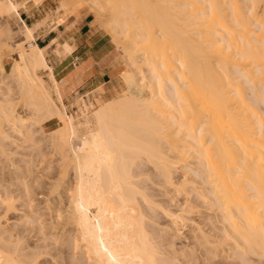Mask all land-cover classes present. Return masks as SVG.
Masks as SVG:
<instances>
[{
	"label": "bare ground",
	"instance_id": "1",
	"mask_svg": "<svg viewBox=\"0 0 264 264\" xmlns=\"http://www.w3.org/2000/svg\"><path fill=\"white\" fill-rule=\"evenodd\" d=\"M65 1L66 0H64L63 2L61 1V3L63 4L59 7V11L65 10V7L67 5V2L64 3ZM95 1L97 0H94L93 2L95 3ZM127 1L128 3H126L125 5L121 4L120 2H117L121 4L119 6L118 4H116V0L114 1L113 5H117L118 7L116 8L117 12L115 11L116 9L114 10V7H112L113 9L112 8L110 9L112 11L114 10L118 15L115 14L113 18L111 17L115 21V23H112V25L113 27L114 25L115 27H117L120 23V25H122L121 28L125 27V29L128 30L126 34L128 33L129 37L127 36L126 42L128 41L129 38L133 42L129 40L127 44L144 43L143 57L142 56L134 57L135 54L133 53L134 54L133 55L131 52L134 49L133 47H135L133 46L134 44H130L133 46L132 47L133 49L132 50L128 49V53H129L128 57L131 58L129 59L130 62L132 61L131 63L129 62L131 65L132 63L134 65L135 62H136L135 65H137V61H139V59L137 60L138 57L144 58L142 59V62L146 61L145 65L147 67L149 66L148 68H150V69L147 68L146 71V72L149 71V74H147L149 78L148 76H146L145 71L142 72L140 71L139 74L141 75L142 73L143 75V76L141 75L142 77H140L138 80H135V82L134 79H132V81H129L128 79L131 80V78L135 76L137 71L135 69V73L134 70L131 71V73L129 72L130 74H132L131 75L132 77L130 78L125 77V78L126 80H128L127 85H129L131 88L130 87L128 88L125 95L123 94L120 97L118 96L119 98L112 101H108V103L106 104L103 103L102 106H99V108L95 110L92 116H87L83 118L84 120L81 123L82 125L81 129H79L78 131L76 130V127L73 125V122L71 125V122L66 120L67 115L65 116L63 112L61 113L59 111L58 107L54 106L52 102L53 100L51 99L52 98L51 86L50 88L47 87L45 82L39 77L37 73V70L40 68H48L51 75L50 77L54 79L53 69L46 61L44 50L39 48L35 44H34L35 46L31 48V50L30 49L27 50L24 46L25 39L28 40V38L32 39L33 37H35L34 36L35 32L33 33V29L27 27L26 24L24 23L26 29L24 33L25 34L24 40L19 41L18 44L15 43V46L12 47L19 51L24 50V53L22 56L18 55V58L15 59L16 62L13 64L12 68L10 69L11 71L8 73L10 75H8L7 77L14 76L20 79L21 91H23L31 100V104H33V109L39 112L37 114H40V112L42 113L44 117L41 116V114L40 116L43 119L47 117L46 119L50 120L52 118L58 117V119H60L63 123L58 128L54 129L51 137H52L53 146L54 148L57 149L56 153L59 152L61 156L64 157V159L65 157H67L68 160L67 159L66 160L72 164L76 174V184L75 186L72 185L73 187L71 190L73 191H71L72 192L71 199L69 198L70 200L69 202H67L69 203V207L65 214L66 215L65 220L67 221V222L65 221V223H67L68 225L69 224L71 225V223L74 224L75 225L74 228H76L75 231L77 232L76 241L75 240H74L75 242L73 241V244H75V246L73 244L72 246L79 248L81 250V251L79 250L80 252H82L80 255L83 256L80 257L81 258L83 257L85 259L86 264H174L175 261H173L172 259H165L166 257L160 256L161 253L163 255V252L160 248V245H158L160 244L158 241L159 240L158 237L159 238L161 237L162 239V236L161 235L156 236V232L154 235L153 233L154 231H156V229L152 231V228L154 222L157 219L160 220L167 219L170 222L169 224L172 223L171 227L174 226V229L175 231H177V233L178 232L181 233L183 231V228L185 227L184 223L186 224L188 220L193 219L192 214L198 212V207H199V205L196 204V202L194 201V198L192 199L187 197L188 194L189 195L191 194L190 190H193V188L191 189L189 187L191 186L190 184L192 183H194L193 185H195L197 188L200 189L203 188L204 196L211 195L212 199H215V202L213 204L215 205V207L218 206V209H220V213L224 218L223 220L229 222L231 226L230 228H234V230L236 231L243 230L245 232L244 234H247L248 239L251 236V239H253V241L257 240L256 239L257 235L255 234V232H258L259 230L263 231L264 229V222H263L264 219L263 221L261 220L264 214L261 215L262 217L258 215L259 212L258 209L264 205L263 204L264 200L261 201L262 197H264V176L263 174L262 176H254L257 175L258 172L260 171L258 167H261L260 165H257L258 163L255 164L257 160L255 161L254 155L257 154H253L254 152L256 153L255 149L253 150V148L256 145H258V143L254 145L255 142L253 141V139L255 140V138L253 137L251 138L249 136V134L252 133L251 131L252 129L251 130L249 129L252 128L253 126L248 127L249 128L248 130L250 131L248 132L249 134H247V130L244 129L247 126H249L245 122V121L249 122L248 118H246L247 120L242 118V120H245L244 122L246 123L244 128L242 127L244 122H241L239 121V119L236 118V117L239 118L240 115L237 116L238 115L237 112H240L242 108L240 111L237 108V110L234 111L236 112V114L233 113V110L235 109L236 105L238 106V104L234 102L236 105L233 107L232 104L234 103L231 102L230 100L235 101L236 94L234 96L233 93L236 92L235 90H237L238 87L235 89L234 85H236L237 83L234 82L235 78L233 74L230 75L231 71H229L230 70L229 64H231L232 62L231 65H233V63L236 62V59L238 58L235 57L237 56L236 54H238V52H235V50L240 51L241 54L242 53L241 50L244 45H246L244 46L246 48L249 47L248 45L250 43H247L248 45L244 44V39H246L245 37H247L248 34L253 33V31L250 30V27H252L253 25L254 27L255 26L257 27V24L258 25L260 24L257 22L258 20L255 23L252 21L253 19L251 20V17H248V15L251 16V14L254 12L252 11L253 8L251 10V7L246 2L244 8H246L247 7L246 5H248L246 9L247 11L245 12L244 10H241L243 9V7L240 6V4L238 3L239 0H126L125 2ZM245 1L249 2V0H244V2ZM5 2L11 8H18L19 7L18 5H20L19 3L16 2V0H5ZM82 2L83 1H81V3ZM98 2L99 1H97L96 4H98ZM205 3H207L206 6L204 5ZM100 4L101 3H99V6ZM227 5H230L229 8L231 7V9L233 10V12L232 11L231 12L233 13V17L236 19V23H234L235 21L234 18L232 22L233 24H237V26L239 27V28L237 27L238 30L240 29L239 31L238 30L236 31V29H234V31L230 30L229 29L230 26L229 27L227 26L228 28H226V26L222 22V19H226V18H227L226 21L228 22L230 21L228 20L229 17L228 14L230 12L227 11V9L225 8ZM183 6H185L184 7L185 9L187 8L186 9L187 14H184L186 12L185 10L182 9ZM225 9L227 12H229L227 14L228 15L227 17L224 14L226 13ZM13 10L14 12H16L15 9ZM177 11H181L179 15L180 14L187 15L184 17L187 18L190 16V19L193 17L194 19H192L191 22L190 19L188 20L187 18L189 23L187 22V20H185L186 22L181 23L182 16L181 17L177 16L178 15ZM231 15L232 14H230V16ZM179 19L181 22L179 21ZM184 19L185 18H183V20ZM249 20H251L252 22L251 21L249 22ZM261 20H263V18H261ZM61 21L62 19H60L58 22ZM193 21H195L196 23L197 22L203 23L200 24L201 25L200 28L199 26L198 28L196 27V32H198L197 31L198 29L200 31L198 32L200 37L198 36L196 37L197 39L200 38V40L195 39V36L191 37V35H189V31H188L190 29L189 27L192 28V25L196 24ZM226 21L225 24L227 23ZM229 24L232 27V24L231 23ZM120 25L118 27H120ZM262 25L263 24L260 25L261 27L260 26L258 27L261 28L260 30H262L263 33L264 25L263 26ZM259 28L256 30H259ZM116 29H114V32H116ZM121 30H124V28ZM227 30L230 32L228 33ZM240 31H242V33H239ZM192 32L194 33L195 31ZM233 33H236L235 36H239L238 34H241L239 36V39L238 37L236 38L238 40L244 38L242 40L243 42L242 45H241V41L240 44L237 45L238 48L235 47V45L239 42L235 43V41L237 40L234 38V36L228 37L230 34L233 35ZM248 38L250 39V37ZM223 41H225V43L229 42L227 47H225L226 44H224ZM254 41L257 42V45H255L254 47L253 44L252 45L250 44L251 46L249 48L250 49L257 48L259 52L262 54L264 52V34L261 33L257 34L256 40ZM7 43L5 44L6 46L0 43V46L3 45L4 46L3 48L6 49V47L8 46ZM8 44L10 45V43ZM240 46H242L241 49H239ZM232 47H235L234 50L230 49ZM244 47H243L244 50L242 57L245 56L244 51L245 53L247 51V49ZM228 49L232 50V52ZM6 50L5 52L8 53L9 51L7 52ZM205 51H207L206 52L207 54L205 53ZM226 51L229 52V55H232L234 52L236 53L233 54L234 58L231 57V59L233 58V60L230 63L229 61H227ZM141 53L143 52L141 51ZM212 53L214 54L216 53L218 57L220 56L219 59L222 60L223 66L226 67V70L225 68L223 69L222 66H218V68L216 69L217 66H214V64H212L213 67L211 66V64L209 65L210 61H212L211 63L214 62L213 59L215 57L218 58L217 56L214 55L212 56L211 55ZM203 55L205 56L211 55V57L209 56V58L207 57L205 58L203 57ZM4 57L3 56L1 57L2 60L4 59ZM248 57L251 56H247V58ZM134 58H136V60ZM216 58L214 60H216ZM244 58L245 60L247 59L246 57ZM206 59H208V61ZM239 60L243 61V59H239ZM239 60L237 61L238 63H236L237 65L241 63V61ZM202 61L203 63L206 62L205 64H207L208 62L207 69L209 67H212V71L210 70V73L211 72L212 73L210 75H208L209 73H207L209 69L207 71L205 64L203 68ZM198 62L199 63L201 62L202 64H199ZM260 63L261 65H258L259 67L262 66L264 62L262 63L261 61ZM257 64H259V62ZM253 65L255 66L256 63ZM24 66L28 67L32 71L34 77L37 78L36 84H32L30 82L29 77L24 72V68H23ZM252 68L254 69V67ZM244 69L245 68H243V70ZM251 70L252 69H250V71ZM261 72L264 71L261 70ZM139 74L137 72V75ZM203 74L207 75V77L203 76ZM257 74L258 73H256V75ZM242 75L243 74H240V77H242ZM136 77L138 76H135L134 78L136 79ZM203 77H205L206 79ZM246 77L248 78V76ZM201 78H203L204 81L206 80L208 81L204 82ZM201 80L204 82L203 84ZM236 81L239 80L237 79ZM233 83L235 84L233 85ZM1 84L2 83L0 81V86L2 87L3 85ZM54 85L52 84V86L55 87L54 90H56L60 94L57 84ZM242 85H244V83ZM134 86H136V88L138 87L140 91L141 90L143 91V88L144 89L146 88V90H148V93L145 92L147 95L144 94L141 96L135 95V93H133V91H135L134 90L135 88L132 91V87ZM1 87L0 90L4 89L3 88L4 86L2 88ZM56 91L55 93H57ZM259 91L260 89L257 91V93ZM260 93L259 95H261ZM7 94L8 93H6V96ZM232 95L235 98V99L233 98L234 100L231 99ZM254 96H256V93ZM58 97H60V95ZM6 98L4 96L0 98V134L1 135L4 132V130L1 129L3 127L1 125L2 121H4L5 119L11 120L10 115L13 116L14 114V112L13 114L10 113L12 112V110L9 109L8 106L6 109L5 105L2 104L8 99ZM229 103L231 105H229ZM230 106H232L234 109ZM8 109L10 110V112L8 111ZM245 109L246 108H244V110ZM249 111L247 113H249ZM256 114L257 112L255 113V115ZM261 114L262 112L259 114V116ZM18 119L19 117L18 118L14 117V119L12 120L14 121V123L17 122L18 124L20 122V121L18 122ZM263 120L264 119H262L261 121ZM252 122H250V124ZM257 124L259 123H256L255 125ZM261 125H264V123H262ZM242 128L244 131L246 130V132L242 130L244 132L242 133L241 131ZM183 132L185 133V136L182 135L181 137H179L180 134H182ZM254 133H257V131ZM244 136L245 138H243ZM247 136H249L250 138L248 137L247 139L246 138ZM262 136L264 139V135L260 134L261 139H259L258 137L259 141H262ZM4 137L7 138V136ZM181 139H182V143L179 142ZM1 140L2 137L0 136V148L2 149L1 146L3 145L2 144L3 141ZM245 140L247 141L250 140L249 141L250 143L246 141L244 147L248 148L249 146L248 149L252 148V150L249 151H254V152L251 154H247L249 153V151L245 152L248 158L244 154L243 156L246 159L241 160L239 158V154H240L239 148L241 147V145H243L242 143H244ZM188 141L192 142V144L194 143L196 148L195 151L197 150L195 153L192 145L189 144L190 148L192 147L191 149L193 150L191 153L203 156L201 157V159L202 158L203 159L199 161L200 163L203 161L201 164L202 171L200 172V174L196 173L195 176H192L191 178L184 176V179L181 178L182 179L181 180L180 178L179 179L176 178L174 174L176 170H179L180 167L183 166L181 165V163L186 159V158H182L184 155L182 150L185 149L184 148L186 146L185 144ZM183 142L185 143L183 144ZM251 142H253V144ZM249 144L251 145V147ZM209 146H211L213 150L214 149L215 151L217 150L216 154L218 156L215 154L214 157L213 156L214 152L213 153L211 152L212 156L211 154H209V151L212 150L210 149ZM188 147H186V149ZM257 147H259V145ZM3 152L5 151L3 150ZM188 152H189V148H188ZM61 156L60 158H62ZM188 156L189 155H187V157ZM200 156L197 157L199 160H200ZM241 165L242 167H244V169H247L245 170L246 171L245 174L248 177L244 176L247 178L246 182H248L249 185L251 183L252 185L250 186H253L254 188L257 189V191L255 190L256 191L255 193H258V195H255L256 198L257 199L261 198L258 201L259 202L258 203L259 205L257 204L258 206H256L257 202L255 201L256 200L255 196H253L254 199H252L253 197H249L248 196L249 190H246V188H244L245 186L242 183L243 181L241 182L243 178V176H239L242 168L240 167ZM149 171H153L152 172L153 174L151 173V176L150 173L145 174ZM248 174L249 175L252 174L253 176L252 175L249 176ZM143 175H146L147 177ZM63 178H64V174H63ZM65 179L62 182H65ZM57 181H59V179ZM241 183L244 187L241 185ZM59 185L62 186V183ZM249 185L247 187L248 189L249 188L251 189L252 187H249ZM54 186L53 188L55 189ZM187 188L190 190H186ZM56 190L57 189L55 190L52 189L53 192L54 191L56 192ZM203 191L201 192L202 194H200L202 196H203ZM53 192H51V194H54ZM57 193L59 194V191ZM252 194L254 195V192ZM9 195L6 196L8 197ZM185 195H187L186 198ZM6 196H4L5 197L4 199H2V204L4 201L3 206H5V208L4 211L2 209L3 214L2 213L0 214L1 216L3 215L2 216L3 218L2 217L0 218V264H49V263L52 264V262L55 263L57 258L55 259V257L53 258L51 257V259H48L49 258L48 256L49 255L51 256V254L46 255V253L48 254V252L50 251L45 252L44 251L45 247H43L42 249L43 251L41 252L39 251V253L35 252L36 248L34 249V251L31 252L29 251L30 248L28 249V246L30 245H27L23 241V243L27 245L26 246L21 242L23 240L24 234L21 238L22 240L19 237L20 235L19 236L16 235L18 237H15V233H13L14 228L12 227L11 229V227L8 225L9 221H11L9 220L10 216L8 217V215L13 212V209H17L15 203L13 204V202L11 201L12 199L14 201L16 199L12 197L10 200ZM28 205L30 204L28 203ZM48 208L51 207L48 206ZM58 213L60 212L58 211ZM149 218L152 220H150ZM153 218H155L156 220L154 221ZM150 221H152V224L150 223ZM54 225L53 226L56 227L57 224ZM187 226L188 225H186V227ZM59 227L60 226L58 225L56 228L58 229ZM63 227L64 226H62V228ZM50 229L51 231H53L52 228ZM161 231L159 232L161 233ZM164 232L168 233L166 230ZM169 233H171V231H169ZM57 235H59L60 237V233ZM162 241H165V239L163 238L160 242ZM167 243L169 244V242ZM161 247L163 248V246ZM172 247L173 246H171V248ZM158 248L161 251H159ZM39 249L41 250V247ZM170 251L167 252L169 254H165V255H172ZM52 255L54 254L52 253ZM80 257L79 259H77L79 260V264L84 260V259L80 260ZM169 257L170 256H168V258ZM171 257L174 258L173 256ZM178 257H176V260L178 259ZM190 257H192V255ZM193 258L192 259L189 258L187 263L191 264L192 260L194 261ZM181 262L183 261H180V263ZM177 263H179L178 260Z\"/></svg>",
	"mask_w": 264,
	"mask_h": 264
},
{
	"label": "rangeland",
	"instance_id": "2",
	"mask_svg": "<svg viewBox=\"0 0 264 264\" xmlns=\"http://www.w3.org/2000/svg\"><path fill=\"white\" fill-rule=\"evenodd\" d=\"M61 1L63 2L64 0H52L54 9H56L57 11H59L58 10V7H60L63 4V3H61ZM81 1H83V2L81 3ZM93 1L94 0H66L64 2V3L67 2V5L65 7V10H61V11H63L64 14H69V13H72V12L77 11L81 7H85V8L89 9L90 11H92L95 14L96 19L99 22V24L107 32H109V34L111 35V37L113 39V42H114V45H115V49H116V54H117V57H118V61H119V64H121V67H120L121 68V72L115 78L113 87L110 90H107L105 88H99L97 91H92V92L91 91H82L80 93L74 94L66 102H64L62 100L61 93L59 94L56 90H54V88H55L54 87L55 86L54 84H56V81L54 79H52L55 82V83L53 82V85L54 86H51V89H52V92L51 93L52 94L51 93L50 94L52 95L51 96L52 97L51 99L53 100L52 102H53V104H54L55 107H58V109H59V111L61 113L63 112L65 114V116L67 115L66 116L67 118L65 117L66 120L67 121H70L71 122V125H72V122H73V125L76 127V130L77 131L79 129H81V126H82L81 123L84 120L83 118H85L87 116H92L93 113L95 112V110H97L99 108V106H102L103 103L106 104V103H108V101L115 100V99L119 98L120 96H122L123 94L125 95L126 91L130 87L129 85H127V81L128 80L129 81H132V79H134V82H135V80H138L140 77L143 76L142 73H141V75H142L141 76L139 74V72L140 71L141 72L142 71H145L146 72L147 71V68L149 67V66L147 67L145 65L146 64L145 63L146 62L145 60H143L145 62H142V59H144V58H142L144 56V43H139V44H137V43H128L129 44L128 45L127 42H129V40H130V38H129L128 41L126 42V39H127V36H128V33L126 34V32L128 30L125 29V27H122L121 28L122 25H120V23H119L120 27H118L119 25L117 27H115V25H114L115 28L113 27L112 23H115V21L112 18H113V16H115V14L117 12V9L116 8H118L117 5H113L115 0H113V1L112 0H97V1H99L98 4H96L97 1H95V3ZM125 1L126 0H116V4H118V6L121 5V4L125 5L126 3H128V1L127 2H125ZM239 1H238V3L240 4V6L243 7V9H241V10H244L246 12L247 11L246 9H247L248 5L251 7V10L253 8L252 11H254V12L251 14V16L248 15V17H251V20L253 19L252 20L253 22L256 23V21L258 20L257 22L260 23L259 25L257 24V27L256 26L254 27V25L252 27H250V30H252L254 34L253 33L252 34H248L249 36L247 35V37H245L246 39L243 38L244 39V44L250 43L251 45L253 44L254 47H255V45H257V42L254 41V40H256V35L257 34H260V33L261 34H264V32L262 33V30H260L261 28L258 27L261 24L264 25V0H251V1L249 0V2L248 1H245L244 2V0H239ZM117 2H120L121 4L120 3H117ZM246 2H247L248 5H246L247 7L244 8ZM99 3H101V4L103 3V4L102 5L100 4V6H99ZM96 5H98V6H96ZM204 5L206 6L207 3H205ZM18 6L20 7V5H18ZM229 6L230 5H227L225 8L230 13L227 12L226 9H225V12L226 13H224V14L226 15V17L229 15L228 20H230L231 22L230 21L229 22L226 21L227 20L226 17H224L226 19H222V22L224 23V25L226 26V28H228L230 26V28H229L230 30H233L234 31V29H236V31H237L239 27L237 26V24H233V22H232V20H234L235 18L233 17V13H232L233 10L231 9V7L229 8ZM19 7L18 8H11L5 2V0H0V43L3 44V43L6 42V40H7V42L9 41L8 43H10V45H9L6 42L7 45H8L6 47L7 50L5 48H3L4 47L3 45H5L6 43L3 44V45H1L2 47L0 46L1 47V49H0L1 50L0 51V81L2 83L1 85L4 86V87L2 86L4 89L0 90V92H1L0 93V98H2L3 96L5 98L6 97L8 98V99L6 98L7 100L5 102H3L2 104L5 105L6 109H7V106H8V108L12 110V112H10V110L8 109V111L10 113L13 114V112H14L13 116L10 115L11 120L14 119V117L15 118L16 117L17 118L19 117L18 122L20 121L17 124V122L14 123L13 120H12L13 121L12 122L10 119H5V120L3 119L4 121H2V124H1L3 127L5 126L4 128L3 127L1 128L2 130H4V132L2 133V135L0 134V136L2 137V140L1 141H3V143H2L3 145L1 147H2V149L5 152H3V150L0 148V205H1L0 206L1 207L0 208V214L4 211V208H5V206H3L4 205V201H3V204H2V199L5 198L4 196L10 194L9 195L10 197L9 196L8 197L6 196V197L8 199H10V200H11L12 197H14L16 199L15 201L13 199L11 201L13 202V204L15 203V206H16L17 209H13V212L14 211L15 212L14 213L12 212L11 214L8 215V217L9 216L11 217V218L9 217V220H11V221H9L8 225L11 227V229H12V227L14 228L13 229V233H15V237H18L20 235L19 237L21 239L22 236H23V234H24L23 240L21 239L22 240L21 242L23 243V241H24L27 245H30L31 247L28 246V249L30 248L29 251H31V252L34 251V249L36 248L35 252L36 253H39V251L40 252L43 251L42 250L43 247H45V249H47L48 247H50L51 250H50V248H48L47 250L44 249V251L45 252L50 251V252H48V254L46 253V255L51 254V256L50 255L48 256L49 257L48 259H51V257L52 258L55 257V259L57 258L56 259V262H55L56 264H61V261L62 260H63L62 261V264H79V260H77V259H79V257L80 256H83V255H80L82 253V252H80L81 250L79 248L74 247L75 244H73V241L74 240L76 241V237H77V232L75 231L76 228H74L75 225L71 223V225L69 224L71 226L70 227L67 223H65V221H66L65 220L66 219L65 218V216H66L65 214H66V211H67V209L69 207V203H67V202H69V200L71 199V195H72V192L71 191H73L71 189L76 184V174H75V170H74L72 164L67 161L68 160L67 157H65V159H64V157H62L59 152L56 153L57 149L54 148L53 142H52V137H51L52 134H53L54 129L58 128L63 123H62V121L60 119H58V117L52 118L50 120L49 119H46L47 117H45V119H43L41 117V116H43L42 113L40 112L41 116H40V114H37L39 112L36 111L35 109H33V104H31V100L28 98V96L23 91H21V89H20V79L17 78V77H14V76L13 77L12 76L11 77L10 76L7 77L8 75H10L8 73L11 71L10 69L12 68L13 64L16 62L15 59L18 57V55L19 56H22L23 53H24V50H20L19 51V50L15 49V48H12L13 46H15V43L18 44L19 41L24 40V36H25L24 33L26 31L25 26L23 28L20 25L21 24L20 18H19V16H17L18 15V12H19ZM112 7H114V10L116 9L115 10L116 12L114 10H113L114 11L113 12L110 9ZM184 7L185 6L182 7V9L185 10V12H186L184 14H187V11H186L187 8L185 9ZM13 9H15L16 12H14ZM180 12L181 11H177L178 15L177 14L176 15L179 16V17L182 16V19H181L182 22L179 19V21L181 23L186 22L185 20H187V18H188V20L190 19V16L186 18L184 16H187V15H183V14H180L179 15ZM182 12H184V11H182ZM230 14H232V15L230 16ZM116 15H118V14H116ZM252 15H253V17H252ZM248 17H247V19H248ZM183 18H185V19L183 20ZM261 18H263V20H261ZM192 19H194V17L190 19L191 22H192ZM188 20H187V22L189 23ZM251 20H249V22ZM225 21L227 22L226 23L227 25L225 24ZM193 22H195V21H193ZM197 23L195 24L196 26L195 25H192V28L189 27L190 29L189 30L187 29L189 31V35H191V37L192 36L193 37L195 36V39H197L196 36L200 37V35L198 33L200 31L198 29L197 30L198 32H196V27L198 28V26H199V28H200V26H201L200 24L202 22L201 23H198V24ZM229 23L232 24V27L233 28L231 27V25ZM234 23H236V19H235ZM108 24H109V26H108ZM111 25H112L113 28L111 27ZM119 28H121V29L124 28V30H121ZM194 28H195V30H194ZM258 28H259V30H256ZM114 29H116V32L117 33L114 32ZM191 29H193V30H191ZM192 31H195V32L193 33ZM242 31H240L239 33H242ZM120 32H122V33H120ZM229 32L230 31H228V33ZM115 33H116L117 36L115 35ZM123 33H125V34H123ZM224 34H226V33H224ZM235 34L236 33H233V35L230 34L228 37L234 36L235 39L237 37L239 39V36L241 34H238L239 36H235ZM1 35H4V36H1ZM6 36H7L8 39L6 38ZM248 37H250L251 40ZM119 38H120V40H119ZM33 39H34V37L32 39L31 38H28V40L25 39L24 46H25V48L27 50H29V49L31 50L32 47L30 48V43H31V40H33ZM227 39H229V38H227ZM238 39H236L237 41H235V43L236 42H239V43H237L235 45V47H237V48H238L237 45L240 44V41H241V45L243 43L242 42L243 39H241V40H238ZM138 40H140V39H138ZM197 40H200V38H198ZM131 42H133V41H131ZM223 42H224V44H226L225 47H227V45H228L229 42H227V43H225V41H223ZM130 44H134L133 46H135V47H133ZM250 44L249 45L247 44V45L250 47L251 46ZM244 46H246V45H244ZM8 47L11 48V49H9ZM235 47H232L230 49L234 50ZM241 47L242 46H240L239 49H241ZM243 47H242V50H241V52H242L241 54H240V51H238V50L237 51L235 50V52H238V54H236L233 51L234 52L233 54H236L237 55L235 57L236 58L238 57L237 58L238 60L239 59H243V61H244L243 62L242 60H239V61H241L242 64L240 63L238 65L236 64V63H238L237 62L238 60L236 58H235L236 59V62H234L233 65H231L232 64L231 61L233 60L234 55L233 54L232 55H229V52L226 51L227 61H229V63L231 62V64H229L230 65L229 66L230 67L229 68L230 69L229 71H231V72L233 71L232 73L230 72V75L233 74V76L235 78L234 82L239 85V86L237 84L234 85L235 83H233V85L235 86V89L237 87L238 88H237V90H235L236 92L233 93L234 96L236 94V96H235L236 99L233 97V95H232V98H231V99L234 98L235 101L230 100L233 103L234 102L237 103L238 106L234 103V104H232V106L234 107L236 105L235 109L232 106H230V107H232L234 109L233 110V113H235V114H236V112H234V111H236L237 108L239 109V111L242 108V110H241L242 112L240 111L242 114L240 112H237V114H238L237 116H239V115L240 116H239V118L238 117H236V118L239 119V121H241V122H244L245 120H247L246 118H248L249 122H247V121H245V122L249 126H247L246 128H244V126L246 125V123L244 122V124H243L242 127L247 130V134H249L248 133V132H250L249 130L252 129L251 130L252 133H250L249 136L251 138L252 137L255 138V140L253 139V141L255 142L254 145L257 144V143L259 145V147H257L258 145H256L255 146L256 148L255 147L253 148V150L255 149L256 153L254 151H249V150H252V148L248 149L249 148V146H248V148L246 147L247 148L246 149L244 147L245 146L244 144L247 141V140H245V142L242 143L243 145H241V147L239 148V153H240L239 154V158L241 160L246 159V158H244L243 155L247 151H249V153H247V154H251L253 152H254L253 154H257V155H254V158H255V161L257 160V162H255V164L258 163L257 165H260L261 166V167H258V169L260 170L258 172V174H260V175L257 174V175H254V176H262V174L264 176V172H263L264 170H262V169H264L263 168L264 167V139H263V136H262V141H259L258 140V137H259V139H261L260 134L264 135V130H263L264 129V125H261L262 123H264V120L261 121L262 119H264V98H263L264 97L263 96L264 95L263 94L264 93V81H263L264 80L263 79L264 72H261V70L264 71V66H263V64H264L263 63L264 62V54L263 53L264 52L261 54L257 48L256 49H253V48L250 49L249 47H247V48L244 47V48L247 49V51H246L247 55H246V53L244 51V55H245L244 57L247 58V56H251V57H248L245 60V58L242 57L243 56L242 55L243 54V50H244ZM145 48H146V45H145ZM128 49L129 50H132L133 49L131 52H132V54L133 53L135 54V55L133 54L134 57L142 56V57H138L137 58V60L139 59V61H141V62L137 61V65H135L136 62L134 61L135 64L133 65V63H132V65H131L130 63L132 61L131 62L129 61V59H131V58L128 57V55H129ZM230 49H228V50H230ZM5 50L7 52L8 51L10 52V50H11V52H13V53H11V52L9 53L8 52L9 53L8 54V53L5 52ZM232 50H230V51L232 52ZM141 51L143 53H141ZM207 51H205V53ZM248 51H249V54H248ZM224 53H225V51H224ZM227 54L230 56V58H229V56ZM1 55L3 57L5 56L3 60L1 58L2 57ZM205 55H203V57H205V58L206 57L209 58V56L211 57V55L212 56L213 55L214 56H217L216 53L215 54L212 53L211 55H207V56H205ZM10 57H12V58H10ZM219 57L218 58L215 57L216 60H214L215 58L213 59V57H212V59H213L214 62L211 63L212 61H210L209 65L211 64V66H212V64H214V66H217L216 69L218 68V66H222L223 69L225 68V70H226V67L223 66L222 60L219 59ZM231 57H233V58L231 59ZM228 58L231 59V60H229ZM134 59L136 60V58H134ZM206 60L208 61V59H206ZM225 60H223V61H225ZM255 60H257V61H255ZM261 61H262L263 64H262V66L259 67L258 65H261V63H260ZM258 62H259V64H257ZM202 63H203V61H202ZM202 63L200 62L199 64H202ZM205 63H203V68L206 65V69H207L208 62H207V64H205ZM255 63H256V65L254 66L253 64H255ZM240 65H242L244 67H242ZM4 66H5V68H4ZM131 66H133V67H131ZM212 67H209L208 68L209 71L207 69L208 72L207 71L206 72L209 73L208 75H210L212 73V72L210 73V70L212 71ZM233 67H234V69H233ZM252 67H254V69ZM243 68H245L246 70L245 69L243 70ZM40 69H38V70H40ZM43 69L49 70L48 68H43ZM135 69H136V71L138 72V74L140 76L137 75V72H136L135 76H138V77H136V79L134 78L135 76H133V78H131V80L130 79L126 80L125 77H127V78L128 77L129 78L132 77L131 76L132 74H130V73L133 70H134V73H135ZM148 69H150V68H148ZM250 69H252V70L250 71ZM204 71H205V69H204ZM235 72H237V73H235ZM248 72H250V73H248ZM256 73H258V74L256 75ZM147 74H149V71L146 72V76H148ZM204 74H206V73H204ZM204 74H203V76H206L207 77V75H204ZM240 74H243L242 77H240ZM245 74H248V75H245ZM125 75H127V76H125ZM244 75H245V77H244ZM246 76H248V78ZM249 76H250V79H249ZM1 77H2V79H1ZM40 78L45 82V80L42 77H40ZM148 78H149V76H148ZM203 78H205V77H203ZM203 78H201V79L204 81ZM209 78H211V77H209ZM234 78H231V79H234ZM237 79L240 82L239 81H236ZM252 79H253V82H252ZM29 80H30V82L32 84H36L37 83V78L36 77H30L29 76ZM241 80H243V81H241ZM203 81H202V84L204 82L208 81V80H206L204 82ZM6 82H7V84H6ZM209 83H207V84H209ZM241 83L242 84L244 83V85H242ZM45 84H46V82H45ZM5 86H7L8 88L5 87ZM46 86L50 88V85H47L46 84ZM133 89L135 91H133ZM242 89H244V90H242ZM249 89H251V90H249ZM259 89H260V91L257 93V91ZM7 90H8V92H7ZM136 90H138V91H136ZM55 91L57 93H55ZM132 91L137 96H139V95L141 96L143 94L144 95H147L145 92L148 93V90H146V88L145 89L143 88V91L142 90L140 91V89H138V87L136 88V86L132 87ZM5 92L8 93L7 96H6V93ZM237 93H238V96H237ZM243 93H245V94H243ZM255 93H256V96H254ZM259 93L261 95H259ZM257 94H258V96H257ZM59 95H60V97H58ZM238 101H240V102H238ZM230 103H229V105H231ZM243 103H245V104H243ZM244 106H246V107H244ZM244 108H246L245 110H248L249 109L250 110V111L248 110L249 113H247L248 111H245ZM243 110H244V112H243ZM252 112H253V114H252ZM256 112H257V114H256L257 116L255 115ZM261 112H262L263 115L261 114L259 116V114ZM243 114H244V116H243ZM258 116H259V118H258ZM242 118H244L245 120H242ZM256 120H258V121H256ZM254 121H256V122H254ZM70 122H69V124H70ZM250 122H252V123L250 124ZM256 123H259V124L255 125ZM19 124L22 125L23 128ZM47 124H48V126H47ZM258 125H259L260 128L258 127ZM13 126H14V128H13ZM75 127H74V129H75ZM248 127H252V128L249 129ZM243 128L241 129V131L243 130ZM261 128H263V129H261ZM246 130L245 131L243 130V131L246 132ZM260 130H262V131H260ZM243 131H242V133H244ZM256 131H257V133H254ZM182 135L185 136V133L183 132L182 134H180L179 137H181ZM241 135H243V134H241ZM4 136H7V138L4 137ZM245 136H246V134H245ZM245 136L243 138H245ZM249 136H247L246 138L248 139ZM184 141H186V140H184ZM249 141H247V142H249ZM179 142L182 143V139ZM184 143L185 142H183V144ZM251 143L253 144V142H251ZM189 144L192 145L193 150H194L195 153L197 151V150L195 151V149H196L195 148V144L193 143L194 144V146H193L192 142H190V141L186 142V144H185L186 146L184 147L185 149H183V148H182L183 150L181 149L183 151L184 155H186V156H184L182 154L183 155L182 158H186L187 160L186 159L185 160L183 159L184 160L183 162H185V163H183L181 161L182 162L181 165H183L184 167L180 165L182 167V169L180 167L179 170H176L177 174H176V172L174 174V176L176 178H178V179L179 178L180 179L181 178L184 179V176L191 178L192 176H195L196 173H199L200 174V172L202 171L201 164H202L203 161L201 163L199 161H201L203 159V158L201 159V157H203V156H200V155H196L194 153H191L193 150L191 149L192 147L190 148V145ZM186 147L189 148V152H188V148L186 149ZM209 147H210V149H212L211 146H209ZM250 147H251V145H250ZM53 148H54V150L56 149L55 152H54ZM240 149H241V152H240ZM243 149H244V151H243ZM216 151H215V149L214 150L212 149L211 151H209V154H211V156H212V153L214 152L213 153V156L215 157ZM257 151H259V152H257ZM187 155H189L190 157L189 156L187 157ZM60 156L62 158H60ZM192 156H193V158H192ZM198 156H200V160L197 158ZM214 157H212V158H214ZM219 157H221V156H219ZM247 158H248V156H247ZM215 159H213V160H215ZM66 164H67V166H66ZM240 167H242V165ZM245 170H247V169H244V167H242L241 168V172L239 174V176H243L241 182L243 181L242 183H243V185L245 187L242 185V183H241V185L244 188H246V190H249V193H248V196L249 197H253L255 195H258V193H255L257 191V189L254 188L253 186H250V185H252L251 183L249 185V183L246 182L247 181L246 180L247 179L246 177H248V176L245 174V172H246ZM67 171H68V173H67ZM152 172L153 171H149V172H147L145 174H149L150 173V176H151V173ZM63 174H64V178H63ZM251 175L252 174H250L249 176H251ZM59 176H60L61 179L59 178ZM143 176H146V175H143ZM244 176H246V177H244ZM58 179H59V181L60 180L61 181L60 182L57 181ZM64 179H65V182H62ZM244 179H245V182H244ZM56 182L59 183V184L62 183V186L59 185V184H57ZM72 183H74V184H72ZM54 184H55V186H54ZM193 184L194 183L190 184L191 186L188 185L191 189L193 188V190L188 189L189 188L188 187L186 190H190L191 191L190 192L191 194L190 195L188 194V196L185 195V198H186V196L189 197V198H192V199L194 198V201L196 202V204L199 205L198 212L192 214L193 215L192 216L193 219L188 220V222L186 221L187 222L186 224L184 223V226L185 227L183 228V231L181 233L178 232L179 233L178 234L177 231H175L174 226L171 227L172 223L169 224L170 223L169 220H167V219H164V220L163 219H161V220L160 219H157L156 220L155 218H153L154 221L156 220L155 221L156 223L154 222V224L156 225L157 228L153 224L152 231H154L155 229H156V231H154V233L153 232L152 233L155 235V232H156V236H158V235L160 236L161 235L162 236V239L163 238L165 239V241H162V242H160L162 240L161 237L160 238L158 237L159 240L157 239L159 241V243H160L158 245H160V248H161V250L163 252V255L160 252L161 253L160 256L166 257L165 259H172L173 261L176 262V264H179L180 261H183V262H181L182 264H188L187 263L188 259L189 258L192 259L193 257H194L193 258L194 261L192 260L191 264H193V263L194 264H264V229H263V231L259 230L258 232H255V234L257 235V238H256L257 240H254L253 241V239H251V236L249 237L250 240L248 239L247 234H244L245 232L243 230H237L236 231V230H234V228H230L231 226H230L229 222L223 220L224 218L222 217V214L220 213V209H218V206L215 207V205L213 204L215 202V199H212V196L211 195H206L205 194L206 196H204L203 188H201L202 189L201 190L200 188H197ZM248 185H249V187H252V188L251 189L250 188L248 189V187H247ZM53 186L55 187V189H57L56 192L55 191L54 192L52 191V189L55 190L53 188ZM60 186H61V188H60ZM58 187L61 190H59ZM58 191H59V194L60 195L57 193ZM202 191H203V196L200 195V194H202L201 193ZM51 192H53L55 195L54 194H51ZM253 192H254V195L252 194ZM258 192H259V190H258ZM50 194L52 195L53 198L51 197ZM200 196H202V197H200ZM59 197L61 198V200H60ZM258 197H260V196H258ZM255 198H256V196H255ZM252 199H254V197ZM260 199L261 198H259V199L256 198V200H255L257 202L256 203V206L259 205L258 204L259 203L258 201ZM48 200H50V201H48ZM262 200H264V197H262L261 201ZM63 201H64V203L66 205L63 203ZM27 202L30 205H28ZM56 202H57V204H56ZM48 206H50L51 208H48ZM52 207H53V209H52ZM262 207L264 208V205ZM262 207H260L258 209V211H259L258 212V215H260V216L264 214V209ZM2 209H3V211H2ZM61 209L62 210L65 209V210L62 211ZM58 211L60 213H58ZM61 212H62V214H61ZM63 212H64V214H63ZM58 215H60L61 218ZM2 216L0 215V218ZM18 216H19V218H18ZM263 219H264V215L261 218V220L263 221ZM150 220H152V219H150ZM158 220H159V222H158ZM162 220L165 221V222H163ZM59 222H62V223H59ZM150 223L152 224V221H150ZM52 224L53 225L54 224H57L56 227L59 225L60 227L58 229H59V231L60 230H62V231L59 232L58 229L56 227H54L55 225L53 226ZM60 224L62 226H64L63 228L65 229V231H64V229L62 228V226ZM186 225H188V226L186 227ZM65 226H67L68 229ZM49 227L52 228L53 231H51V229ZM199 227H200V229H199ZM55 229H57V230H55ZM162 229L164 231L166 230L168 233L164 232ZM157 230H159V231L162 230V231L160 233ZM73 231H75V232H73ZM169 231H171V233H169ZM241 231H242V233H241ZM67 232L70 233V234H68ZM183 232H184V234H183ZM56 233L57 234L60 233V237ZM63 234H64V236H63ZM16 235H18V236H16ZM258 235L261 236V237H259ZM74 237H75V239H74ZM167 242H169V244ZM172 242H173V244H172ZM25 243H23V244H25ZM164 243H165V245H164ZM166 243H167L168 246L166 245ZM72 244L74 246H72ZM161 246H163V248ZM171 246H173V247L171 248ZM38 247L39 248L41 247V250ZM158 250H159V248H158ZM161 250H159V251H161ZM170 250H172V251H170ZM168 251H170L172 255H165V254H169V253H167ZM174 251H175V253H174ZM52 253L54 255H52ZM55 253H56V255H55ZM191 255H192V257H190ZM168 256H170V257L168 258ZM171 256H173L174 258H172ZM175 256L176 257L179 256L178 259H177L179 263H177V260H176V257ZM182 258H183V260H182ZM83 259H84L83 257L82 258L80 257V260H83ZM76 260H77V262H76ZM84 262L86 264L85 259L81 263L84 264ZM175 262H174V264H175ZM55 263L52 262V264H55ZM49 264H51V263H49Z\"/></svg>",
	"mask_w": 264,
	"mask_h": 264
},
{
	"label": "crops",
	"instance_id": "3",
	"mask_svg": "<svg viewBox=\"0 0 264 264\" xmlns=\"http://www.w3.org/2000/svg\"><path fill=\"white\" fill-rule=\"evenodd\" d=\"M16 2L20 4L17 15L20 25L24 28L25 23L35 32L30 46L37 45L44 50L64 102L82 91L110 90L113 87L121 72V64L111 35L99 24L92 11L81 7L64 14L54 9L52 0ZM60 19L62 21L58 22ZM23 68L28 77H34L28 67ZM37 73L52 86L49 70L41 68Z\"/></svg>",
	"mask_w": 264,
	"mask_h": 264
}]
</instances>
